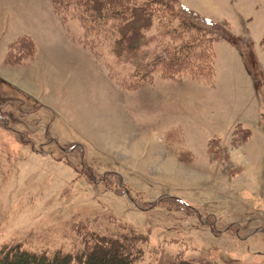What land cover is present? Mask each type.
<instances>
[{"label":"rangeland","instance_id":"374dc122","mask_svg":"<svg viewBox=\"0 0 264 264\" xmlns=\"http://www.w3.org/2000/svg\"><path fill=\"white\" fill-rule=\"evenodd\" d=\"M166 1L214 36L213 79L165 77L156 22L119 58L50 0H0V249L133 229L137 264H264V0Z\"/></svg>","mask_w":264,"mask_h":264},{"label":"trees","instance_id":"16d2710c","mask_svg":"<svg viewBox=\"0 0 264 264\" xmlns=\"http://www.w3.org/2000/svg\"><path fill=\"white\" fill-rule=\"evenodd\" d=\"M54 10L64 19L76 18L89 36L109 33L113 53L117 57L134 56L144 45L145 33L156 22L168 39L165 58L157 64L165 77L188 73L213 79L215 75V38L191 12L177 11L166 0H50ZM111 26V27H109ZM163 53V52H162ZM83 249L76 255L31 253L21 246L0 249V264H137L144 256L147 238L127 233L84 237ZM177 264H194L180 261ZM210 264V263H205Z\"/></svg>","mask_w":264,"mask_h":264}]
</instances>
